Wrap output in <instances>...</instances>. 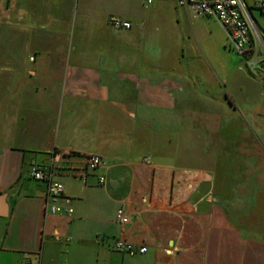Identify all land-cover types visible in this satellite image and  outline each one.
I'll use <instances>...</instances> for the list:
<instances>
[{
    "label": "crops",
    "instance_id": "1",
    "mask_svg": "<svg viewBox=\"0 0 264 264\" xmlns=\"http://www.w3.org/2000/svg\"><path fill=\"white\" fill-rule=\"evenodd\" d=\"M243 1L264 36V0ZM231 110L264 112V75L211 17L164 0H0V264H264V172L244 176L242 154L245 171L228 168ZM87 154L102 164L83 181ZM34 164L72 216L48 211Z\"/></svg>",
    "mask_w": 264,
    "mask_h": 264
},
{
    "label": "built area",
    "instance_id": "2",
    "mask_svg": "<svg viewBox=\"0 0 264 264\" xmlns=\"http://www.w3.org/2000/svg\"><path fill=\"white\" fill-rule=\"evenodd\" d=\"M150 5L153 0H141ZM173 1L183 8L192 9L199 16H207L215 19L226 35V46L242 57L243 63L249 73L256 77L264 75V36L256 29L249 7L243 0H164ZM110 25L116 29H129L130 22L113 17ZM73 155V154H68ZM145 164L148 158H143ZM102 164V159L97 155L87 154L82 156V164L74 168V175L85 181L89 171L97 169ZM32 180L47 183V195L45 205L52 214H64L72 216L73 207L71 199L65 195L64 186L52 179V173L44 166L34 164L28 172ZM105 176L98 179L99 184L104 185ZM115 220L119 224H127L130 216L122 207L115 212ZM113 249L130 257L142 255L145 247H136L131 243L117 240L113 243Z\"/></svg>",
    "mask_w": 264,
    "mask_h": 264
},
{
    "label": "rangeland",
    "instance_id": "3",
    "mask_svg": "<svg viewBox=\"0 0 264 264\" xmlns=\"http://www.w3.org/2000/svg\"><path fill=\"white\" fill-rule=\"evenodd\" d=\"M197 122L200 123L201 120H197ZM224 122L234 132L231 135L221 136L222 151L226 155L228 168L230 163H233L234 170L239 169L238 163L240 161L244 162V159L240 155L242 154L249 160L244 176H251L253 173H258L259 171L264 172V112L261 111L256 116H252L238 110H231L229 111L227 120H222V125H224ZM203 123H210V125H204V127L197 125L198 130L209 131V126L214 127L217 120L205 118ZM240 145L246 146L245 150H239ZM255 160L262 161L263 163H260L259 166ZM240 170L245 171L243 167ZM258 186L264 188V184L262 183L258 184Z\"/></svg>",
    "mask_w": 264,
    "mask_h": 264
}]
</instances>
